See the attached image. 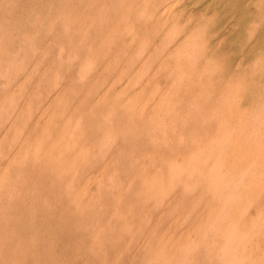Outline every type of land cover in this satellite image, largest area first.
<instances>
[{
    "label": "rangeland",
    "instance_id": "1",
    "mask_svg": "<svg viewBox=\"0 0 264 264\" xmlns=\"http://www.w3.org/2000/svg\"><path fill=\"white\" fill-rule=\"evenodd\" d=\"M0 264H264V0H0Z\"/></svg>",
    "mask_w": 264,
    "mask_h": 264
},
{
    "label": "bare ground",
    "instance_id": "2",
    "mask_svg": "<svg viewBox=\"0 0 264 264\" xmlns=\"http://www.w3.org/2000/svg\"><path fill=\"white\" fill-rule=\"evenodd\" d=\"M48 105V104H47Z\"/></svg>",
    "mask_w": 264,
    "mask_h": 264
}]
</instances>
